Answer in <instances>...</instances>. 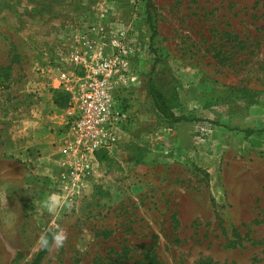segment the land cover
Wrapping results in <instances>:
<instances>
[{
  "label": "rangeland",
  "instance_id": "rangeland-1",
  "mask_svg": "<svg viewBox=\"0 0 264 264\" xmlns=\"http://www.w3.org/2000/svg\"><path fill=\"white\" fill-rule=\"evenodd\" d=\"M154 4L152 40L146 0H0V264H33L41 235L40 264H264V0ZM99 54L136 79L119 95L128 124L70 188L24 139L49 79Z\"/></svg>",
  "mask_w": 264,
  "mask_h": 264
},
{
  "label": "built area",
  "instance_id": "built-area-1",
  "mask_svg": "<svg viewBox=\"0 0 264 264\" xmlns=\"http://www.w3.org/2000/svg\"><path fill=\"white\" fill-rule=\"evenodd\" d=\"M70 59L78 62L84 57L72 54ZM85 62L81 73L61 68L55 77L70 95L66 112L69 142L64 149L68 157L62 176L70 185L92 175L97 152L117 148L128 124L119 95L122 87L136 80L118 58L99 54Z\"/></svg>",
  "mask_w": 264,
  "mask_h": 264
},
{
  "label": "crops",
  "instance_id": "crops-1",
  "mask_svg": "<svg viewBox=\"0 0 264 264\" xmlns=\"http://www.w3.org/2000/svg\"><path fill=\"white\" fill-rule=\"evenodd\" d=\"M49 81L48 87L43 86V88L48 91V93H44L46 97L53 95L56 90L61 89L57 78H50ZM44 102H46V108L44 109V107L41 106L42 109L40 113L29 120L31 132L24 141L25 144H29L31 149L28 150L27 147V149L24 150L23 156L26 160L38 161L42 167H45L47 172H50L52 170L51 168L54 166L59 174L60 171L62 173L66 170L65 164L67 163L68 157L64 152L66 144L69 142L67 117L63 111L56 109L59 106L54 101L48 103L46 99V101L40 103L42 104ZM35 132H38L39 135L36 136L34 134ZM17 145L16 140L10 145L9 154H12V158H18L19 156ZM58 181L60 184L63 183V186L74 188V185L73 187L68 186V182H64L63 180Z\"/></svg>",
  "mask_w": 264,
  "mask_h": 264
},
{
  "label": "trees",
  "instance_id": "trees-1",
  "mask_svg": "<svg viewBox=\"0 0 264 264\" xmlns=\"http://www.w3.org/2000/svg\"><path fill=\"white\" fill-rule=\"evenodd\" d=\"M146 1H147L148 23L150 24L151 29H152V40H153L157 36V30L155 29V25H154V21H153L154 14H155V4H154V0H146ZM0 69L1 70H6L3 67H0ZM150 93L160 103L161 111H162L163 114H165L167 117H172L175 120H181V118L176 117V115L169 108H165V106H166V104H165V96L161 95L160 97H156L158 95H157V92H156V85L155 84H152V83L150 84ZM54 102L61 108L67 107L68 102H69L68 93L64 92L61 89L60 90H56L54 92ZM163 106H164V108H163ZM254 132H255V130H253V129L246 130L247 134H252ZM100 153H102L103 155L100 156L101 155ZM106 155H107V151H105V150L99 151V153H98V156L101 159H102V157L104 158ZM237 236L240 237V235H237ZM49 246L50 245H48L47 248H43L39 252V254H38V256H37V258H36V260L34 261L33 264H40V262L42 261V259L46 255V253L48 252ZM144 257H145V254H144ZM208 261H210V260L203 261V263L207 264ZM155 263L159 264V261H158L157 257H154L152 259V263L151 264H155Z\"/></svg>",
  "mask_w": 264,
  "mask_h": 264
},
{
  "label": "clouds",
  "instance_id": "clouds-1",
  "mask_svg": "<svg viewBox=\"0 0 264 264\" xmlns=\"http://www.w3.org/2000/svg\"><path fill=\"white\" fill-rule=\"evenodd\" d=\"M43 207L50 214H56L65 203L64 200L56 193L49 194L46 199L42 202ZM52 239L55 241L57 246H62L66 240V235L62 232H57L52 234ZM39 243L42 247L47 248L49 245V239L47 235H41L39 238Z\"/></svg>",
  "mask_w": 264,
  "mask_h": 264
}]
</instances>
